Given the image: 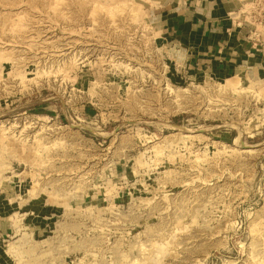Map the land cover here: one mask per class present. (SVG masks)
<instances>
[{"label":"rangeland","instance_id":"obj_1","mask_svg":"<svg viewBox=\"0 0 264 264\" xmlns=\"http://www.w3.org/2000/svg\"><path fill=\"white\" fill-rule=\"evenodd\" d=\"M163 6L0 0V264H264V79L188 73Z\"/></svg>","mask_w":264,"mask_h":264},{"label":"crops","instance_id":"obj_2","mask_svg":"<svg viewBox=\"0 0 264 264\" xmlns=\"http://www.w3.org/2000/svg\"><path fill=\"white\" fill-rule=\"evenodd\" d=\"M160 15L167 48L188 73L264 79V30L248 36L251 0H167ZM246 10V11H244ZM260 28L258 27V31ZM8 220L0 211V234Z\"/></svg>","mask_w":264,"mask_h":264},{"label":"built area","instance_id":"obj_3","mask_svg":"<svg viewBox=\"0 0 264 264\" xmlns=\"http://www.w3.org/2000/svg\"><path fill=\"white\" fill-rule=\"evenodd\" d=\"M262 1H264V0H262ZM260 11L259 12H257V11H253V12H251V14H252V17L254 18L255 17V13H257L258 14V19L259 20H255V25H253V27L251 28V30H250V32H249V36L251 35V34H257V31H258V24H261V25H264V10L263 9H259Z\"/></svg>","mask_w":264,"mask_h":264},{"label":"bare ground","instance_id":"obj_4","mask_svg":"<svg viewBox=\"0 0 264 264\" xmlns=\"http://www.w3.org/2000/svg\"><path fill=\"white\" fill-rule=\"evenodd\" d=\"M121 29V28H120ZM95 34V33H94ZM118 34V33H117ZM5 36V35H4ZM73 66V65H72Z\"/></svg>","mask_w":264,"mask_h":264}]
</instances>
